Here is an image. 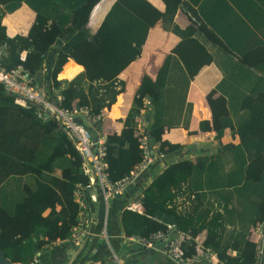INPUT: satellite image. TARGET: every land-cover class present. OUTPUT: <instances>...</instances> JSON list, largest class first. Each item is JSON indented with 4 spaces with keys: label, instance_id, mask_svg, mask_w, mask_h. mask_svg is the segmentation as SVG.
Masks as SVG:
<instances>
[{
    "label": "trees",
    "instance_id": "1",
    "mask_svg": "<svg viewBox=\"0 0 264 264\" xmlns=\"http://www.w3.org/2000/svg\"><path fill=\"white\" fill-rule=\"evenodd\" d=\"M8 1L10 3L7 4ZM21 1L36 13L35 23L27 36L13 38L7 37L0 24V65L6 69L22 65L36 83V74L49 47L62 39L64 43L58 49L59 58L70 55L84 71L71 81H58L56 73L60 67L58 63L54 65L51 77L60 96V100L54 103L63 108L88 106L94 114L104 107L109 108L115 94L122 87L117 91L109 89L105 95L109 99H104V95H94L92 82L99 80L112 84L117 75L139 56L148 28L157 20L170 24L181 3V0H162L165 10L160 12L146 0H115L97 30L91 33L87 27L88 18L100 0H0L7 8ZM216 1L219 4L223 0ZM225 2L231 3L228 4L231 7L233 3L242 2L246 7L242 12L248 17L258 15L254 17L257 18L264 14V9L260 7L264 6V0ZM234 10L225 11V22L217 24L215 12L210 11L209 15L204 8L199 7L200 16L213 32L189 14L192 23L188 27L183 30L174 27L173 32L181 37V41L173 53L182 63V79L186 84L202 65L213 60L201 40L189 36L191 34L205 37L224 52L236 51L253 66L261 67L264 64V53L257 46L249 48L234 38L237 32L234 27ZM48 20L50 23L46 27ZM22 51H25L23 58L20 57ZM253 56L259 59H253ZM166 67L165 62L154 81L143 76L121 133L105 136L109 177L116 181L128 174L141 159V149L135 134V117L140 113L144 98L149 101L146 134L150 145L159 143L156 150L164 154L162 161L166 166L146 184L149 173L157 164L153 163L139 179L143 210L141 213L126 208L120 211L122 234L148 237L151 233L165 230L166 223H173L178 230L188 231L192 236L205 230L204 243L213 249L220 262L255 264L254 242L244 241L246 248L238 251L235 256L228 255L227 247L221 243L220 233L224 225L226 204H223L222 212H219L214 211L212 204L211 209L202 210L199 202V196L206 191L199 188L202 184L214 186L211 189L217 188V164L224 158L219 150L215 154L197 156L195 162L191 158H183L169 163L176 152L181 156L183 144L162 139L167 124L165 108L169 103L177 102L163 101ZM80 81L88 83L86 92ZM0 91L3 93L0 98V250L13 263L28 264L37 251L57 240H65L70 235L79 213L73 191L77 183H85L87 179L80 169L79 153L59 125L54 121L43 122L34 116L32 106L17 103V97L5 93L1 86ZM207 102L212 112V126L202 121L199 129L214 130L215 139L220 141L224 129H232L233 125L229 122L222 99L213 100L210 93ZM252 115L258 113L253 112ZM101 124L102 120H98L95 127L97 132L101 131ZM237 130L242 132L239 127ZM241 142L246 144L243 140ZM233 148V145L219 146L220 153H231ZM56 169L60 170L59 176L54 174ZM237 172V175L250 182L246 186L244 181L243 190L253 194L251 198L254 203L245 207L252 215V224L264 222V156L253 155L250 165ZM235 182H230L226 187L234 186ZM182 183H187L189 190L195 194L192 211L185 215L168 206L175 196L173 190L179 189ZM181 247L187 253L194 251L191 240L182 242ZM262 261L264 263V254Z\"/></svg>",
    "mask_w": 264,
    "mask_h": 264
},
{
    "label": "crops",
    "instance_id": "2",
    "mask_svg": "<svg viewBox=\"0 0 264 264\" xmlns=\"http://www.w3.org/2000/svg\"><path fill=\"white\" fill-rule=\"evenodd\" d=\"M114 1L100 0L92 8L87 24L91 33L97 30ZM146 1L158 11L164 12L165 4L162 0ZM228 4L231 5V3ZM228 4L225 0L219 4L216 0H181L170 24L157 20L148 28L139 56L116 77L120 81L122 90L115 94L114 102L109 108L104 107L100 133L105 136L121 133L124 128V119L131 109L133 98L143 76L154 81L166 62L163 101L177 102L169 103L165 108L167 124L164 127L162 139L175 144H183L180 155L183 158H191L193 162L196 161L197 156L215 154L218 150L219 154L224 157L217 164L218 173L215 177L217 188L211 189L214 186L202 184L199 188L206 191L199 196V202L202 205V210L211 209V204L213 205L214 202L226 204L223 213L224 225L220 233L221 243L227 247L228 255L235 256L238 251L246 248L243 244L244 241L252 242L249 236V230L253 226L252 215L245 207L254 203L251 198L253 194L248 190H243L244 181L246 186L250 182L246 178L243 179L241 175H237V171L246 169L250 165L253 155L264 156V114H262L264 113V64L261 67L253 66L236 51L224 52L205 37L191 34L189 36L201 40L211 53L213 60L202 65L186 84L182 79L184 74L182 63L173 53L174 48L181 41V37L173 32L174 27L182 30L188 27L192 23L189 15L213 32L209 24L200 16L199 7L204 8L209 15L210 11L215 12L217 24L225 22V17H227L225 11L235 9L234 27L237 32L234 38L238 43L249 48L257 46L264 53V14L257 18L254 17L258 15L248 17L242 12L246 10L242 2L240 4L239 2L233 3V8ZM260 7L264 9L263 5ZM35 18L36 13L25 2L21 1L19 4L10 5L9 8L0 2V24L4 27L5 34L9 38L27 36L31 26L35 23ZM49 23L50 20L47 21L46 27ZM63 43L64 41L59 39L49 47L35 77L36 84L52 103L60 100L58 90L53 85L51 77L54 65L58 63L60 67L56 73L58 81H71L82 75L84 71L83 67L76 63L70 55L59 58L58 49ZM24 56L25 51H22L20 57ZM253 59H259V57L253 56ZM80 84L86 92L88 83L80 81ZM92 85L94 95L96 97L104 95V99H109L105 96L109 89H116L114 83L93 81ZM210 93H212L213 100L222 99L224 101L229 122L233 125L232 129L230 127L224 129L221 142L215 139L214 130L201 131L199 129V123L202 121H207L212 126V112L207 102V95ZM2 95L3 93L0 91V98ZM253 112H257L258 115H252ZM184 124L186 126H183ZM238 127L242 130L241 133L238 132ZM246 127L248 131H246ZM221 144L233 145L234 148L231 153H220L219 146ZM232 153H234L233 156ZM155 163L157 164L152 168L151 176L148 175L146 184L166 166L164 161L158 160ZM54 174L59 176L60 170L56 169ZM235 180L234 186L226 187L227 184ZM239 187L240 190H238ZM126 195L114 197L109 201L107 233L110 248L98 236L104 215V204L99 196L87 211L89 234L85 236L82 247H70L68 244L48 245V247L37 251L36 264H63L66 256H70V254L76 255V264L97 263L107 260L112 252L117 253L125 260L139 264H175L161 251L164 245L160 242L151 248L131 243H126L128 244L126 248H122L121 244L124 240L119 225V213L126 204ZM218 262L220 260L217 258L213 264Z\"/></svg>",
    "mask_w": 264,
    "mask_h": 264
},
{
    "label": "built area",
    "instance_id": "3",
    "mask_svg": "<svg viewBox=\"0 0 264 264\" xmlns=\"http://www.w3.org/2000/svg\"><path fill=\"white\" fill-rule=\"evenodd\" d=\"M97 83L101 81H96ZM116 89L121 88L120 81L113 82ZM0 86L5 93L14 94L16 102L24 106H32L33 114L45 121H54L62 129L66 137L71 141L74 148L80 155V169L86 177L85 183H77L73 197L79 206L77 223L71 229L70 235L65 240H57L50 246L68 244L78 248L82 245L85 236L89 234L87 229V211L96 202L98 197L104 204V215L98 236L110 248L109 236L107 233V217L110 199L126 195V204L123 209L142 212L141 189L138 181L144 170L156 161H162L164 154L157 149L159 143L149 144L146 134V115L150 108L149 101L144 98L139 115L135 117V134L138 137L141 159L122 178L112 181L109 177L106 161L107 144L105 135L96 131V123L104 117L105 108L94 114L88 106L73 105L70 108H63L49 101L44 92L30 77L22 65L6 69L0 65ZM20 100V102H18ZM174 198L168 204L174 207L176 212L185 215L192 211L195 194L190 191L187 183H182L179 189L173 190ZM214 211L222 212L223 203L214 202ZM165 230L151 233L148 237L139 235L122 236L126 243L136 244L144 248H151L157 242L163 243L161 251L167 255L175 264H213L218 258L213 249L205 245V230L192 236L188 231L178 230L173 223H166ZM249 236L255 244V264H264V222H258L249 230ZM191 240L194 251L187 253L182 247V242ZM48 247V246H45ZM82 247V246H81ZM66 256L63 264H76L75 256ZM78 259V257H77ZM37 255L28 264H36ZM220 263V262H218ZM89 264H139L121 258L117 253L112 252L111 256L102 262ZM223 264V263H220Z\"/></svg>",
    "mask_w": 264,
    "mask_h": 264
},
{
    "label": "water",
    "instance_id": "4",
    "mask_svg": "<svg viewBox=\"0 0 264 264\" xmlns=\"http://www.w3.org/2000/svg\"><path fill=\"white\" fill-rule=\"evenodd\" d=\"M147 122H148V116L146 115V122H145V125H147ZM181 159H183V157L179 156V152H176V153L173 155V157L169 160V163H172V162H174V161H176V160H181ZM146 171H147V169L144 170V172L142 173V175H143ZM142 175H140V176H142ZM157 243H159V242H157ZM70 247H72V246H70ZM0 264H13V262H11V261L9 260V258H7V257L3 254V252H2L1 250H0Z\"/></svg>",
    "mask_w": 264,
    "mask_h": 264
},
{
    "label": "rangeland",
    "instance_id": "5",
    "mask_svg": "<svg viewBox=\"0 0 264 264\" xmlns=\"http://www.w3.org/2000/svg\"><path fill=\"white\" fill-rule=\"evenodd\" d=\"M261 15H263V14H261ZM18 101H20V100H18ZM151 174H152V170H151V172L149 173V175L151 176ZM122 242V241H121ZM122 248H126V246L128 245V244H126V242H122Z\"/></svg>",
    "mask_w": 264,
    "mask_h": 264
}]
</instances>
